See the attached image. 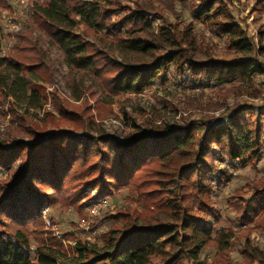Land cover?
I'll use <instances>...</instances> for the list:
<instances>
[{
  "label": "trees",
  "instance_id": "1",
  "mask_svg": "<svg viewBox=\"0 0 264 264\" xmlns=\"http://www.w3.org/2000/svg\"><path fill=\"white\" fill-rule=\"evenodd\" d=\"M252 1L264 10V0ZM175 3L194 20H204L227 50L264 59V46L236 21L214 17L211 8L223 0L199 5L195 0H146L135 9H114L106 0H42L30 8L31 22L6 53L0 26V112L9 97L13 100L7 104L9 125L0 134V264H199L206 247L214 251L212 264H264L263 250L249 239L252 232L264 234V174L226 200L237 229H215L221 215L212 201L231 176L216 160L245 165L261 157L264 126H246L241 115L256 111L259 122L264 106L232 103L223 117L198 122L200 133L197 125L142 127L132 121L123 141L98 129L86 100L75 108L55 91L46 114L52 131H37L13 110V104L36 110L46 104L41 85L46 78L39 76L47 57L42 39L61 54L73 76L91 81L82 89L71 78L74 101L86 93L95 106L110 107L119 95L139 94L171 71L182 89H197L202 97L214 91L219 101L198 107L218 110L230 94L238 93L235 83L264 74V61L255 67L251 60L231 62L202 54ZM8 8L0 0V12ZM163 11L173 22L150 32L148 13L163 18ZM186 97L184 101H192ZM124 120L128 122L126 115ZM64 186H72L76 194L96 188L99 200L125 189L142 211L119 209L110 217L118 221L99 244L77 239L66 249L43 229L41 218L45 207L61 202L46 191L59 192ZM63 238L74 239L69 234ZM235 247L240 249L238 260L231 257Z\"/></svg>",
  "mask_w": 264,
  "mask_h": 264
},
{
  "label": "rangeland",
  "instance_id": "2",
  "mask_svg": "<svg viewBox=\"0 0 264 264\" xmlns=\"http://www.w3.org/2000/svg\"><path fill=\"white\" fill-rule=\"evenodd\" d=\"M8 2V9L0 12V26L3 32L2 53L9 52L16 43V35L20 31H24L27 23L31 22L30 8L35 4H40L42 0H5ZM146 0H106L107 5L112 8L130 7L135 9L143 6ZM199 5L202 0H195ZM166 3V0H162ZM163 4L154 3V6L161 7ZM145 6V5H144ZM175 10L180 12L184 23L191 25L192 34H195V44L201 46L202 54L215 59L224 61H246L251 60L256 67L259 61L263 62L262 57H257L253 53L232 52L226 49L225 41L216 37L207 27L204 20H194L188 10L182 11L180 5L175 3ZM214 17L218 20L236 21L249 37L259 46H264V10H259L253 5L252 0H223V5L214 4L211 8ZM149 31L158 32L159 26H165L169 22H173V16L168 11H163V18H159L155 13H148ZM8 21L13 22L19 27L17 31H12L8 26ZM148 31V32H149ZM37 35V33H35ZM47 39V38H46ZM45 40V39H44ZM42 39L41 45L46 51L47 57L44 59L43 68L39 69V76L45 77L46 80L41 83L46 94V104L41 109L28 108L25 105L13 104L14 112L19 113L32 124V126L41 132L52 131V122L46 117L51 112V92L55 91L57 96L66 101L75 108L82 106L84 100L90 106L89 113L93 114L95 124L99 125L98 129L114 138L123 141V137L131 130L132 121L142 127H153L155 125L167 124L171 127L187 128L197 125V133H200L201 126L197 124L207 121L208 117H223L227 107L232 103H244L255 108L264 106V74L252 79L246 78L243 82L235 83L239 86L236 94H230L227 97L226 105L218 110H208L199 108L203 106V102L219 101L214 91L209 89L207 96L199 95V91L193 88H185L179 85L178 81L173 80L171 71L164 76L163 81L155 82L149 88L143 90L139 94L119 95L115 99V103L110 107L95 106V103L84 93L78 101L72 98V77L78 81L79 87L88 88L91 82L88 77L77 74L73 76L64 66L61 54L54 48H49ZM39 79V78H38ZM76 83V82H75ZM74 83V84H75ZM226 85L225 88H227ZM93 91H95L93 89ZM99 93V92H98ZM188 95L186 98L192 101L182 102V95ZM9 97L6 104L2 107L0 118L8 116L10 120V112L7 104L13 103ZM256 111H249L241 115V120L246 126L262 125L264 126V117L259 122L255 119ZM124 115L128 117V122L124 120ZM46 117V118H45ZM65 128H70L64 125ZM103 130V131H104ZM104 132V133H105ZM5 133V132H4ZM3 133V134H4ZM1 134V135H3ZM263 149L261 157L249 164L228 163L222 160H216L215 165L218 167H226L231 176L228 183L220 190L215 191L212 195V201L216 211L221 215V221L216 225L215 229L231 228L237 229V223L233 218V212L228 209L226 200L233 194L234 190L244 189V185L252 179H257L264 174V142L261 141ZM59 192L49 189L46 191L49 195L58 197L59 202L55 207H45L41 211L43 221V229L48 230L52 236L60 241L66 248H73L77 239L88 243L99 244L100 236L109 230L112 225L118 221L110 218L121 209L129 214L134 211L141 212L140 204L133 202L134 195L127 190L113 191V195L102 200L96 197V188H87L86 193H75L74 188H62ZM56 191V192H55ZM118 192V193H117ZM117 193V194H116ZM106 199V207H99L98 204ZM62 205L65 207L63 208ZM251 227V226H250ZM30 229V228H29ZM69 234L74 237L72 240H65L63 235ZM255 246L263 250L264 254V234L260 232H252L249 237ZM240 249L235 247L231 253L234 260H238ZM214 251L212 248H204L200 254L199 264H212Z\"/></svg>",
  "mask_w": 264,
  "mask_h": 264
},
{
  "label": "built area",
  "instance_id": "3",
  "mask_svg": "<svg viewBox=\"0 0 264 264\" xmlns=\"http://www.w3.org/2000/svg\"><path fill=\"white\" fill-rule=\"evenodd\" d=\"M8 26L12 29V31H17L19 27L15 25L13 22L8 21ZM9 125L8 116H3L0 118V134H3ZM99 207H106V201L103 200L98 204Z\"/></svg>",
  "mask_w": 264,
  "mask_h": 264
}]
</instances>
